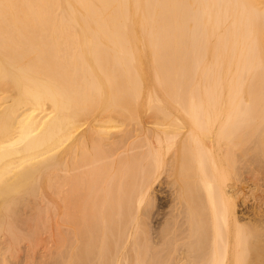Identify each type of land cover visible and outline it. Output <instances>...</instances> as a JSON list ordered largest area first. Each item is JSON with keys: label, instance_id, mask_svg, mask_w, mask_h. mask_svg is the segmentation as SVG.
Returning a JSON list of instances; mask_svg holds the SVG:
<instances>
[{"label": "bare ground", "instance_id": "6f19581e", "mask_svg": "<svg viewBox=\"0 0 264 264\" xmlns=\"http://www.w3.org/2000/svg\"><path fill=\"white\" fill-rule=\"evenodd\" d=\"M262 175L264 0H0V264H264Z\"/></svg>", "mask_w": 264, "mask_h": 264}, {"label": "rangeland", "instance_id": "374dc122", "mask_svg": "<svg viewBox=\"0 0 264 264\" xmlns=\"http://www.w3.org/2000/svg\"><path fill=\"white\" fill-rule=\"evenodd\" d=\"M246 173L247 172H245V174ZM263 176L264 175H262V177ZM165 178L167 180V177H164V180H165ZM254 179L255 178L249 179V180L247 179L242 184L243 191H242L241 196H243V197L245 196V198L247 199V201H246L245 204H241V203H240L241 205L239 204L240 205L238 207L239 214H242V215L247 214L245 216H248L251 213V211H252V210L250 211L248 208L251 207V209H252L254 207L252 205H254L255 199L260 196V193H261V195H263V193H264V191H263L264 190V184H262L264 182V180L261 181V179H260L259 181H261V184L259 185L256 182H254ZM156 184H154V186H156V187H153L154 190L157 188V190H155V193H153V194H155V196H154V207H153V211H152V215H151L152 217L149 218L150 219V222L148 224V227H149V229H150L151 232H154L157 229H159L160 227H162L163 225H165L163 223L167 222V219L170 218L171 214H170V211L169 210H170V208L172 209V207H170L167 204V201H166L167 200V197L166 196L169 197L170 196V193L172 192L171 191V189L173 188L172 185L171 184L169 185L167 183V181L165 183H161V184L158 183L159 185L158 184L156 185ZM171 203L169 202V204H171ZM248 210L250 212H248ZM162 211H167L170 215L168 213L162 212ZM157 216H159V217H157ZM159 221H161V222H159ZM44 236H47L48 237L49 234H45ZM27 252H29L27 250V246H26L25 243H23L22 244V247H21V250L18 253V257L16 256V257H13L12 259H10V264H16L18 261H19L18 262L19 264H47V263L49 264V262L52 261V260L50 261V259H52L50 257H49V259H47L48 256L46 258H44L45 252L40 247H37L36 250H35V252H34V254L32 255V262H30V259H29V256H28V253ZM253 252L254 251H252L251 254H253ZM16 259H17V262H15Z\"/></svg>", "mask_w": 264, "mask_h": 264}]
</instances>
